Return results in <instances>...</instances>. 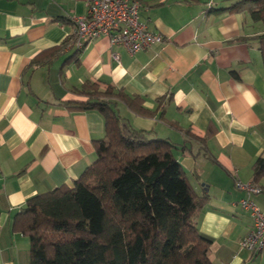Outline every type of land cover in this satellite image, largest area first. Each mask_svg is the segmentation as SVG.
<instances>
[{
  "label": "crops",
  "instance_id": "1",
  "mask_svg": "<svg viewBox=\"0 0 264 264\" xmlns=\"http://www.w3.org/2000/svg\"><path fill=\"white\" fill-rule=\"evenodd\" d=\"M139 1L140 17L163 43L130 53L101 35L77 53L64 48L31 65L75 32L71 16L84 4L0 0V264L29 262V240L12 228L26 199L70 186L94 159L102 114L63 104L85 100L76 89L86 80L138 97L145 112L118 100L122 119L176 144L191 187L208 195L194 221L212 239L211 261L264 264V246L251 252L238 244L252 220L238 204L248 194L235 186L252 181L264 152V67L255 39L263 24L228 9L236 0ZM257 184L262 191L249 197L264 213V177Z\"/></svg>",
  "mask_w": 264,
  "mask_h": 264
},
{
  "label": "trees",
  "instance_id": "2",
  "mask_svg": "<svg viewBox=\"0 0 264 264\" xmlns=\"http://www.w3.org/2000/svg\"><path fill=\"white\" fill-rule=\"evenodd\" d=\"M228 9L245 10L262 22L255 39L264 67V0H236ZM75 39L76 31L31 65L50 61L64 48L77 53ZM76 91L85 100L63 104L97 109L104 135L94 140V159L70 186L28 197L13 215L12 228L29 240L28 264H214L208 255L212 239L194 221L207 193L191 187L173 153L175 143L130 126L117 110L122 100L145 112L142 101L89 80ZM252 168L257 184L264 177V152Z\"/></svg>",
  "mask_w": 264,
  "mask_h": 264
},
{
  "label": "built area",
  "instance_id": "3",
  "mask_svg": "<svg viewBox=\"0 0 264 264\" xmlns=\"http://www.w3.org/2000/svg\"><path fill=\"white\" fill-rule=\"evenodd\" d=\"M81 1L84 13L71 16L76 27L72 47L82 48L90 39L101 35L106 36L110 44L122 45L130 53L164 42V37L151 31L140 17L142 5L139 0ZM235 186L248 194L240 198L238 204L252 220L251 229L239 239L238 244L240 248L258 252L264 246V213L249 194L260 192V187L253 180L242 182L239 179L235 180Z\"/></svg>",
  "mask_w": 264,
  "mask_h": 264
}]
</instances>
